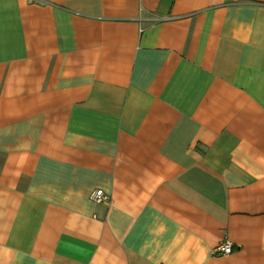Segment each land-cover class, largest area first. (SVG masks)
Instances as JSON below:
<instances>
[{"label":"crops","instance_id":"crops-1","mask_svg":"<svg viewBox=\"0 0 264 264\" xmlns=\"http://www.w3.org/2000/svg\"><path fill=\"white\" fill-rule=\"evenodd\" d=\"M0 264H264V0H0Z\"/></svg>","mask_w":264,"mask_h":264},{"label":"built area","instance_id":"built-area-1","mask_svg":"<svg viewBox=\"0 0 264 264\" xmlns=\"http://www.w3.org/2000/svg\"><path fill=\"white\" fill-rule=\"evenodd\" d=\"M91 199L94 202H103V201H108L109 196L104 193L102 189H96L94 192L91 193ZM233 250V242L226 239L222 241L220 244H218L214 249V253H219V254H229Z\"/></svg>","mask_w":264,"mask_h":264},{"label":"bare ground","instance_id":"bare-ground-1","mask_svg":"<svg viewBox=\"0 0 264 264\" xmlns=\"http://www.w3.org/2000/svg\"><path fill=\"white\" fill-rule=\"evenodd\" d=\"M233 251V250H232ZM230 254V253H229Z\"/></svg>","mask_w":264,"mask_h":264}]
</instances>
